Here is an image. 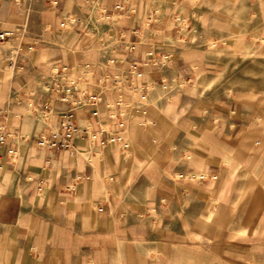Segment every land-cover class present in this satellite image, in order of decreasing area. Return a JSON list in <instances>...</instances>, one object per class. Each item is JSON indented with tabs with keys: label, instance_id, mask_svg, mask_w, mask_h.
<instances>
[{
	"label": "crops",
	"instance_id": "0c3cea01",
	"mask_svg": "<svg viewBox=\"0 0 264 264\" xmlns=\"http://www.w3.org/2000/svg\"><path fill=\"white\" fill-rule=\"evenodd\" d=\"M180 4L0 0V32L23 25L20 36L0 42V125L8 134L0 145V264L182 260L176 240L180 218L209 209L224 164L210 144L195 143L187 151L190 164L165 165L160 158L165 133L173 130L148 100L171 74L186 79L201 63L177 40ZM168 17L174 25L157 26ZM132 62L141 73L138 81L149 88L145 122L130 123L123 140L111 142L121 129L108 119L103 102L115 99L113 72ZM84 63L91 66L85 87L100 99L95 106L59 103L43 90L41 77L54 64L79 72ZM218 105L219 127L237 125L236 105ZM70 108L79 129L105 130L95 139L77 132L76 152L36 146L34 135L49 132ZM210 214H201L199 225Z\"/></svg>",
	"mask_w": 264,
	"mask_h": 264
},
{
	"label": "rangeland",
	"instance_id": "374dc122",
	"mask_svg": "<svg viewBox=\"0 0 264 264\" xmlns=\"http://www.w3.org/2000/svg\"><path fill=\"white\" fill-rule=\"evenodd\" d=\"M179 1L188 28L177 40L201 63L186 79L171 74L148 100L173 130L160 158L190 164L187 151L210 144L224 171L209 209L180 218L178 264H264V0ZM220 102L236 105L237 125L219 127Z\"/></svg>",
	"mask_w": 264,
	"mask_h": 264
},
{
	"label": "built area",
	"instance_id": "2783aa9c",
	"mask_svg": "<svg viewBox=\"0 0 264 264\" xmlns=\"http://www.w3.org/2000/svg\"><path fill=\"white\" fill-rule=\"evenodd\" d=\"M183 20V18L175 16V21L179 22L175 28L177 36H181L182 31L188 28ZM22 26L1 31L0 42L20 36ZM178 41L182 43L184 39L179 38ZM90 71L91 66L89 63L82 64V69L79 72L73 66L54 64L41 77L43 90L52 94L55 101L69 103L72 107L76 104L95 106L100 101L98 94L89 93L85 87L86 77ZM140 75L137 63L132 62L126 68H119L111 76L115 99L103 102V106L108 113V119L121 129L110 138L111 142L123 140L122 130L130 123L143 125L145 122L143 120V105L147 99L149 88L138 81ZM161 83L162 86H165L164 81ZM71 112L72 108L62 112L58 117L56 126L50 129L49 132L36 133L34 135L36 146L45 149L66 148V150L76 152L77 149L72 142V138L77 132L80 131L82 135L95 139L98 134L105 130L102 127L103 125L96 129L90 125L79 129ZM93 113L97 115L98 112L95 109ZM7 137L8 134L4 133L3 126L0 125V145L4 143ZM123 145L127 146L126 143H123Z\"/></svg>",
	"mask_w": 264,
	"mask_h": 264
}]
</instances>
